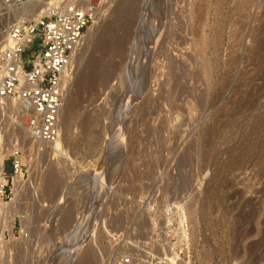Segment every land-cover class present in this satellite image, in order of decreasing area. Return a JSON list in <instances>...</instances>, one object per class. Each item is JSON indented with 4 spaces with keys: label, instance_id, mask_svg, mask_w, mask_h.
Returning a JSON list of instances; mask_svg holds the SVG:
<instances>
[{
    "label": "rangeland",
    "instance_id": "obj_1",
    "mask_svg": "<svg viewBox=\"0 0 264 264\" xmlns=\"http://www.w3.org/2000/svg\"><path fill=\"white\" fill-rule=\"evenodd\" d=\"M97 1L65 87L62 181L44 183L57 158L47 148L30 170L33 211L27 199L17 207L30 239L0 228V264H45L78 217L83 252L92 250L83 264H106V237L135 214V200L174 195L189 204L192 264H264V0H135L119 52L100 45L120 33L105 29L118 0ZM30 4L0 13V41L18 14L44 8ZM20 227L16 219V236Z\"/></svg>",
    "mask_w": 264,
    "mask_h": 264
},
{
    "label": "built area",
    "instance_id": "obj_2",
    "mask_svg": "<svg viewBox=\"0 0 264 264\" xmlns=\"http://www.w3.org/2000/svg\"><path fill=\"white\" fill-rule=\"evenodd\" d=\"M30 1L0 0V13L22 9ZM98 11L97 0L45 1L38 13H20L5 27L0 41V228L8 226L9 231L11 224L13 240L30 239L27 218L17 208L19 200L27 199L33 211L38 185L30 170L47 149L38 143L59 138V117L72 60ZM20 117L25 122L23 130L15 124ZM37 171L39 177V167ZM135 201V214L106 237L111 247L106 264H192L186 198L155 196L151 204L144 198ZM16 219L19 227L23 225L17 236L12 232ZM75 227L62 243L81 242ZM72 254L76 257L75 250Z\"/></svg>",
    "mask_w": 264,
    "mask_h": 264
},
{
    "label": "bare ground",
    "instance_id": "obj_3",
    "mask_svg": "<svg viewBox=\"0 0 264 264\" xmlns=\"http://www.w3.org/2000/svg\"><path fill=\"white\" fill-rule=\"evenodd\" d=\"M37 1L38 2H40V6L41 5H44V2L41 0H31L30 2H31V4L30 5H32V6H34V5H37ZM134 1L135 0H118V2L116 3L117 5H116V9L114 10V12L112 13V17L113 18H111V21L112 22H110V24H112V25H110V24H108L109 26L108 27H110V28H105L106 30L107 29H111L112 28V32H113V30H114V32L115 31H117V30H120V33L118 34V35H115V33L109 38V39H107L106 38V42H103V41H105L103 38V40H102V42H101V46L103 45L102 43H105V45H103V46H106L107 48H109V49H117L118 50V52L119 51H123L124 49H125V46H126V43H127V39H128V36H129V32H130V30H131V23H132V20H131V15L129 14L130 13V10L132 9V7H133V3H134ZM33 10V9H32ZM21 12V11H20ZM19 11H18V13H20ZM22 12H24V11H22ZM21 12V13H22ZM34 12V11H33ZM99 12V11H98ZM104 12V11H103ZM101 13V12H100ZM14 14V13H13ZM15 15H16V13H15ZM110 15V14H109ZM96 18H97V16H96ZM108 19V18H107ZM97 20V19H96ZM103 20V19H102ZM98 22H99V20H98ZM103 22V21H102ZM101 22V23H102ZM106 23V22H105ZM5 26V25H4ZM3 26V27H4ZM98 26V25H97ZM106 26V25H105ZM92 27H93V25H92ZM92 27L90 28H88V30H87V33L89 32V34L92 32ZM94 28V27H93ZM92 29V30H91ZM95 30V29H94ZM93 30V31H94ZM91 31V32H90ZM111 31V30H110ZM106 33H107V31H106ZM108 33H109V30H108ZM92 34V33H91ZM109 34H111V32L109 33ZM88 35V34H87ZM86 35V36H87ZM106 35V34H105ZM90 36V35H89ZM92 36V35H91ZM110 36V35H109ZM88 37V36H87ZM163 42V41H162ZM97 46V45H96ZM85 48V47H84ZM83 48V49H84ZM94 48V47H93ZM106 48V49H107ZM113 51V52H116V51ZM104 51V50H103ZM109 51V50H108ZM104 53H106V52H104ZM112 54V53H111ZM77 55L78 54H76V55H74L75 57H77ZM79 56V55H78ZM75 57L73 58V59H75ZM92 57V56H91ZM93 59V58H92ZM96 60H98V59H96ZM81 61V60H80ZM92 61V60H91ZM94 61V60H93ZM97 64V63H96ZM95 64V65H96ZM89 68V67H88ZM87 68V69H88ZM99 69V68H98ZM103 69V68H102ZM104 71V70H103ZM107 71V70H106ZM91 72V71H90ZM92 72L94 73V71L92 70ZM100 74V73H99ZM91 75V74H90ZM105 75V74H104ZM73 76V75H72ZM78 76V75H77ZM80 76V75H79ZM89 76V75H88ZM87 76V77H88ZM101 76V75H100ZM76 77V76H75ZM93 77V76H92ZM91 77V78H92ZM95 78V77H94ZM83 79H84V77H83ZM102 79V78H101ZM88 78H87V83L86 82H84L86 85H87V87H88V85L89 86H93V84H94V82L93 83H90V82H88ZM82 81V80H81ZM84 81V80H83ZM92 81V80H91ZM95 81V80H94ZM96 82V81H95ZM83 84V83H82ZM84 84V85H85ZM76 85V84H75ZM67 86V85H66ZM95 86V85H94ZM93 86V87H94ZM85 87V86H84ZM93 87H90V88H93ZM82 88V87H81ZM89 88V89H90ZM94 89V88H93ZM68 90H70V89H68ZM87 90V89H86ZM64 98H65V92H64ZM73 99V98H72ZM64 100V99H63ZM70 101V100H69ZM71 103V102H70ZM70 105V104H69ZM64 107V108H63ZM68 108H69V106H68ZM68 108L66 107L65 108V106L64 105H62V108H61V112H60V117H59V123H60V125H59V128H61L62 130L64 129L65 131H66V128H67V126H68V116H69V111H68ZM71 112V111H70ZM22 120V121H21ZM12 123V122H11ZM16 125H17V128L19 129V130H23L22 128L24 127V118L23 117H20V122H17V123H15ZM61 129H60V133H61ZM62 132H64V131H62ZM61 135V134H60ZM38 145L40 146V145H42V146H44V147H47V148H49V149H51V150H55L56 151V159H52L50 162L48 161V167H47V169H48V171L46 172V176H45V179H43L44 181H46V182H44V183H47V185L49 186V188L51 187V186H53V184H55V185H57V181H59L58 179H60V177H62V176H60L61 174H59V178H58V170H59V167H60V165L62 164L61 162H64V164H65V161L66 160H64L65 158L67 159V157H65V155L63 154V148H62V144H61V142H60V139L58 140V139H56L54 142H49V143H38ZM67 156V155H66ZM68 160V159H67ZM67 162V161H66ZM61 163V164H60ZM63 164V165H64ZM67 166V165H66ZM66 166H64V167H66ZM63 167V168H64ZM62 170V169H61ZM63 172H64V170H63ZM61 173H62V171H61ZM64 175V174H63ZM30 177H32V175H30ZM60 181H62L61 179H60ZM77 181V180H76ZM75 181V182H76ZM74 182V183H75ZM60 184H61V182H59ZM72 184H73V182H72ZM71 184V185H72ZM47 185H46V187H47ZM63 185V184H62ZM61 185V186H62ZM44 186V185H43ZM66 186V185H65ZM67 186H68V184H67ZM66 186V187H67ZM69 186H70V184H69ZM68 186V187H69ZM75 186V185H74ZM45 187V186H44ZM57 187V186H56ZM60 187V186H59ZM70 188H71V186H70ZM70 188H68V189H70ZM80 188V187H79ZM61 189V188H60ZM48 190V189H47ZM49 190H52V189H49ZM65 190V189H64ZM60 191V190H59ZM76 191V190H75ZM75 191H74V194H75ZM61 192V191H60ZM66 192H68V191H64L63 192V195H62V193H61V195H59V198H58V196H57V198L59 199V203L60 202H63V203H65V201H67L66 199ZM44 193V192H43ZM42 193V194H43ZM69 193H70V191H69ZM68 193V194H69ZM71 194H72V192H71ZM70 194V196H72ZM73 194V195H74ZM76 194H78V193H76ZM79 194H81V193H79ZM73 197V196H72ZM75 198V197H74ZM57 201V200H56ZM57 204V203H56ZM61 204V203H60ZM60 204H58V205H60ZM64 205V204H63ZM57 206V205H56ZM67 206H69V204L67 205ZM67 206H60L62 209H60V210H62V212H63V217L64 218H66V217H68L70 214H68V212L70 213V210H67L68 208L70 209V207H68L67 208ZM59 206H58V208H60ZM55 208V207H54ZM53 208V209H54ZM57 208V207H56ZM50 209V208H49ZM52 209V210H53ZM53 212V211H52ZM51 212V213H52ZM57 212H59L58 210H57ZM49 213V212H48ZM50 214V213H49ZM53 216L55 215L54 214V212H53V214H52ZM49 217H51L50 219V221H52V216L50 215ZM79 218V217H78ZM56 219V218H55ZM48 220H49V218H48ZM54 221V220H53ZM55 222V221H54ZM53 222V223H54ZM50 223V222H49ZM76 224H74V225H76V227L74 228V229H76V232L79 234V230L77 229L79 226H80V224L82 223L81 222V220L80 221H76L75 222ZM51 224V223H50ZM89 224V223H88ZM52 225V224H51ZM90 227V226H89ZM87 228V229H89V230H86L85 232H86V234H87V236L85 235V237L87 238V237H90V235L91 234H89L90 232H92L91 230L92 229H90V228H92V227H90V228ZM9 228H12V226H11V224L9 225ZM51 228V227H50ZM94 229V228H93ZM81 231V230H80ZM84 232V231H83ZM85 234V233H84ZM81 235V234H80ZM81 239H82V236H81ZM88 239V238H87ZM86 240V239H85ZM86 245V244H85ZM91 244L89 243V246H90ZM65 246H66V244L65 243H63V244H59L58 246H57V248L56 249H54L53 250V252H52V254H49V256L47 257V259L45 260V264H53V262H54V260L56 261V259L57 258H61L62 260L64 259V257L65 256H68V258H67V261H64L65 262V264H77V263H79V262H77V261H83V262H81L82 264L84 263V260H89V258H90V251H87V250H89L90 248H86L85 249V251L83 252V248H85V247H83V239L81 240V242L79 243V244H74L73 243V246H74V249H72V251L73 250H75V252H76V257H74V255L72 254V251L71 252H67L66 253V248H65ZM87 246V245H86ZM92 246V245H91ZM94 249V248H93ZM91 250V249H90ZM91 253H92V250H91ZM94 257V256H93ZM59 258V259H60ZM96 258V257H95ZM58 260V259H57ZM60 261V260H59ZM76 261V262H75ZM90 261V260H89ZM81 263H79V264H81Z\"/></svg>",
    "mask_w": 264,
    "mask_h": 264
}]
</instances>
